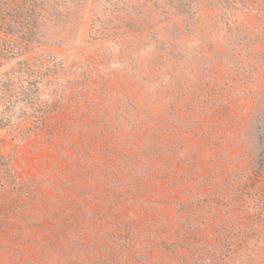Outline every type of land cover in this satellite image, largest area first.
I'll list each match as a JSON object with an SVG mask.
<instances>
[{"label": "rangeland", "instance_id": "rangeland-1", "mask_svg": "<svg viewBox=\"0 0 264 264\" xmlns=\"http://www.w3.org/2000/svg\"><path fill=\"white\" fill-rule=\"evenodd\" d=\"M38 11L0 15V264H264V0Z\"/></svg>", "mask_w": 264, "mask_h": 264}, {"label": "trees", "instance_id": "trees-1", "mask_svg": "<svg viewBox=\"0 0 264 264\" xmlns=\"http://www.w3.org/2000/svg\"><path fill=\"white\" fill-rule=\"evenodd\" d=\"M48 0H0V15L10 18L22 16L24 20L38 22L40 12L38 6L45 5ZM264 149V146H263ZM262 163L264 164V152L262 153ZM261 167V175L264 180V165Z\"/></svg>", "mask_w": 264, "mask_h": 264}]
</instances>
